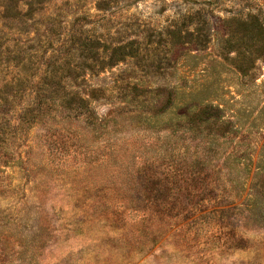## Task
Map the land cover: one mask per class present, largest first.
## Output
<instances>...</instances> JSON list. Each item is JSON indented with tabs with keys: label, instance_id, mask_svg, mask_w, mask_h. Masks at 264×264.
I'll list each match as a JSON object with an SVG mask.
<instances>
[{
	"label": "rangeland",
	"instance_id": "1",
	"mask_svg": "<svg viewBox=\"0 0 264 264\" xmlns=\"http://www.w3.org/2000/svg\"><path fill=\"white\" fill-rule=\"evenodd\" d=\"M253 22L264 0H0V264H264Z\"/></svg>",
	"mask_w": 264,
	"mask_h": 264
},
{
	"label": "trees",
	"instance_id": "2",
	"mask_svg": "<svg viewBox=\"0 0 264 264\" xmlns=\"http://www.w3.org/2000/svg\"><path fill=\"white\" fill-rule=\"evenodd\" d=\"M257 24H258V22H253L252 23V26L255 27L256 29H258V34H259L260 37H262V34L264 33V27L262 25H260V24H259V26H257ZM262 38H264V37H262ZM263 52H264V50H263ZM115 55H116V51L110 57V60L108 62H106L105 59H103L102 66L100 67V70L101 71L102 70H106V69L112 67L113 64H115L114 63V57H115ZM95 56L90 57L89 54H86L84 56V60L85 61L93 60V58ZM88 68H91L90 65H88ZM74 78H76V77H74ZM83 80L88 83L87 78L83 77ZM98 91H99L98 89H96L94 87H90L89 89H86V91L84 93L76 92L74 95L78 98L79 101H81L82 103H85V104L88 105L90 99H97L99 97V95L97 94ZM204 111H205V109H203L201 112H204Z\"/></svg>",
	"mask_w": 264,
	"mask_h": 264
}]
</instances>
